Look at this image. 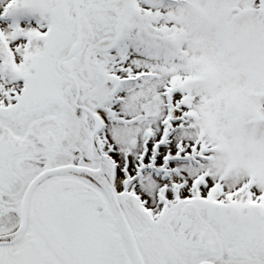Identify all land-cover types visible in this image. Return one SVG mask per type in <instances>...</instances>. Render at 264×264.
Wrapping results in <instances>:
<instances>
[{"label":"snow or ice","instance_id":"6c2138e0","mask_svg":"<svg viewBox=\"0 0 264 264\" xmlns=\"http://www.w3.org/2000/svg\"><path fill=\"white\" fill-rule=\"evenodd\" d=\"M0 264H264V0H0Z\"/></svg>","mask_w":264,"mask_h":264}]
</instances>
